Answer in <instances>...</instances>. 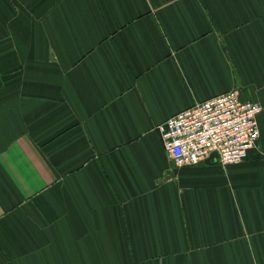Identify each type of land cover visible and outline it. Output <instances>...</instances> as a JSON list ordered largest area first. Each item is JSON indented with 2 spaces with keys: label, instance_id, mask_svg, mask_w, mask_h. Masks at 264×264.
<instances>
[{
  "label": "crops",
  "instance_id": "obj_1",
  "mask_svg": "<svg viewBox=\"0 0 264 264\" xmlns=\"http://www.w3.org/2000/svg\"><path fill=\"white\" fill-rule=\"evenodd\" d=\"M264 105V0H0V264H264V109L239 164L159 125Z\"/></svg>",
  "mask_w": 264,
  "mask_h": 264
},
{
  "label": "built area",
  "instance_id": "obj_2",
  "mask_svg": "<svg viewBox=\"0 0 264 264\" xmlns=\"http://www.w3.org/2000/svg\"><path fill=\"white\" fill-rule=\"evenodd\" d=\"M263 109L262 103L242 100L237 90L199 101L159 125L165 153L177 167L215 154L222 164H239L257 145Z\"/></svg>",
  "mask_w": 264,
  "mask_h": 264
}]
</instances>
